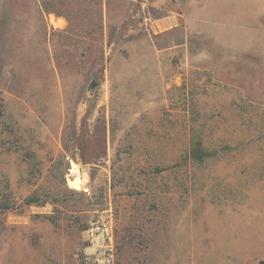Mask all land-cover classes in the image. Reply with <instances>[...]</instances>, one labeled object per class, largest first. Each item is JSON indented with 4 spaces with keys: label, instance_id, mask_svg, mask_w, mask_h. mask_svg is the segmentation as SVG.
<instances>
[{
    "label": "rangeland",
    "instance_id": "rangeland-1",
    "mask_svg": "<svg viewBox=\"0 0 264 264\" xmlns=\"http://www.w3.org/2000/svg\"><path fill=\"white\" fill-rule=\"evenodd\" d=\"M260 260L264 0H0V264Z\"/></svg>",
    "mask_w": 264,
    "mask_h": 264
},
{
    "label": "built area",
    "instance_id": "built-area-1",
    "mask_svg": "<svg viewBox=\"0 0 264 264\" xmlns=\"http://www.w3.org/2000/svg\"><path fill=\"white\" fill-rule=\"evenodd\" d=\"M90 241L99 245L109 247V255L112 252V232L111 225L108 220H93L89 226Z\"/></svg>",
    "mask_w": 264,
    "mask_h": 264
},
{
    "label": "trees",
    "instance_id": "trees-1",
    "mask_svg": "<svg viewBox=\"0 0 264 264\" xmlns=\"http://www.w3.org/2000/svg\"><path fill=\"white\" fill-rule=\"evenodd\" d=\"M200 149H201V147H200L199 143L194 148L192 147V149H191V155H192L193 158L200 157V155L198 153V152H200ZM258 264H264V261L263 260H260Z\"/></svg>",
    "mask_w": 264,
    "mask_h": 264
},
{
    "label": "water",
    "instance_id": "water-1",
    "mask_svg": "<svg viewBox=\"0 0 264 264\" xmlns=\"http://www.w3.org/2000/svg\"><path fill=\"white\" fill-rule=\"evenodd\" d=\"M94 86H95V83L94 82H91L90 88H93Z\"/></svg>",
    "mask_w": 264,
    "mask_h": 264
}]
</instances>
